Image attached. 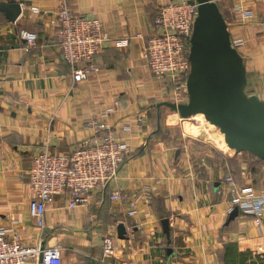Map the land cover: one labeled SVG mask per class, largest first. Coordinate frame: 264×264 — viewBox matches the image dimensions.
Returning <instances> with one entry per match:
<instances>
[{"label": "crops", "instance_id": "obj_1", "mask_svg": "<svg viewBox=\"0 0 264 264\" xmlns=\"http://www.w3.org/2000/svg\"><path fill=\"white\" fill-rule=\"evenodd\" d=\"M16 1L22 7L17 21L0 11V225L11 227L17 219L13 236L19 242L57 246L63 264H264V227L242 212L228 223L233 195L226 182L232 177L239 189H264V161L249 152L223 156L207 147L199 153L170 133L175 111L162 121L169 109L162 103L173 101V79L152 74L144 53L159 31L154 22L160 9L174 0ZM215 1L232 37L245 40L239 51L246 90L264 100V0ZM63 6L129 40L80 63L86 70L81 81L59 48ZM236 7L254 16L245 19ZM21 30L37 33V42L22 38ZM93 117L107 122L130 154L118 178L106 190H94L88 205L72 209L68 194L54 196L39 227L29 209L34 191L22 176L43 150L70 154L80 148L93 134ZM116 189L136 203L137 214L110 198ZM108 235L117 247L110 257L103 247Z\"/></svg>", "mask_w": 264, "mask_h": 264}, {"label": "built area", "instance_id": "obj_2", "mask_svg": "<svg viewBox=\"0 0 264 264\" xmlns=\"http://www.w3.org/2000/svg\"><path fill=\"white\" fill-rule=\"evenodd\" d=\"M245 19L252 18L253 12L236 7ZM198 16L196 0H174L163 6L156 19L158 33L152 35L146 44L144 57L149 70L158 77L170 76L173 79V102L188 101L187 79L191 71L190 52L194 24ZM59 48L63 59L73 68L74 78H86V70L79 67L82 62L91 63L94 57L107 46L125 47L128 39L114 38L94 17L75 16L67 6L58 14ZM20 36L35 44L37 33L21 30ZM233 46L240 49L245 40L232 37ZM91 137L81 147L70 154H58L49 150L37 153L32 160L27 178L34 197L29 204L30 213L39 227L45 226L47 207L54 196L66 193L69 207L76 209L90 203L94 190H106L119 175L130 154L129 145L114 136L107 122L93 117L88 121ZM233 198L230 211L238 208L240 212L254 217L255 224L264 227V189L251 186L239 189L232 177L226 179ZM149 188H147L148 192ZM114 201H122L130 215L139 212L136 203L124 195L120 189L110 194ZM17 219L11 227L0 225V264H63L60 248L21 243L16 234ZM104 255L114 256L117 247L112 235L104 237ZM43 253V261L39 262Z\"/></svg>", "mask_w": 264, "mask_h": 264}, {"label": "water", "instance_id": "obj_3", "mask_svg": "<svg viewBox=\"0 0 264 264\" xmlns=\"http://www.w3.org/2000/svg\"><path fill=\"white\" fill-rule=\"evenodd\" d=\"M198 16L191 38V71L187 79L188 101L162 104L178 112L182 118L196 114L225 134V141L236 152H249L264 161V100L248 94V74L245 59L233 46L229 25L215 0H196ZM0 11L11 22L22 14L16 0L0 1ZM240 214L234 208L228 223ZM164 231L171 237L169 218L162 220ZM127 234L125 225L118 227V235ZM45 249V245H42ZM43 261V253L39 262Z\"/></svg>", "mask_w": 264, "mask_h": 264}, {"label": "rangeland", "instance_id": "obj_4", "mask_svg": "<svg viewBox=\"0 0 264 264\" xmlns=\"http://www.w3.org/2000/svg\"><path fill=\"white\" fill-rule=\"evenodd\" d=\"M170 108H167V112L163 114L162 121L165 125V122L169 121L166 120L167 116L171 114ZM176 116V124L174 126H171L170 133L174 134V137L176 138V141L180 143H186L187 145L197 148L198 152L201 153V151L205 150V148L208 147L211 150L214 149L218 151L223 156L234 154L236 151L228 148L220 147L222 145V138L223 136L222 131L219 127L215 126L214 124H211L205 117V115L196 114L189 118H182L178 112ZM189 127L191 130L187 131L186 127ZM168 131L170 130V126H166ZM210 136L214 138L211 139ZM225 136V134H224ZM215 140L218 142V145L215 143Z\"/></svg>", "mask_w": 264, "mask_h": 264}, {"label": "bare ground", "instance_id": "obj_5", "mask_svg": "<svg viewBox=\"0 0 264 264\" xmlns=\"http://www.w3.org/2000/svg\"><path fill=\"white\" fill-rule=\"evenodd\" d=\"M200 115H203V114H200ZM222 133H223V132H222ZM224 137H225V136H224V133H223V136H221V138H222V143H223L222 146H223V147H225V146L229 147L228 144L226 143ZM233 150H234V149H233Z\"/></svg>", "mask_w": 264, "mask_h": 264}, {"label": "trees", "instance_id": "obj_6", "mask_svg": "<svg viewBox=\"0 0 264 264\" xmlns=\"http://www.w3.org/2000/svg\"><path fill=\"white\" fill-rule=\"evenodd\" d=\"M172 110V109H171ZM258 158V157H257Z\"/></svg>", "mask_w": 264, "mask_h": 264}]
</instances>
